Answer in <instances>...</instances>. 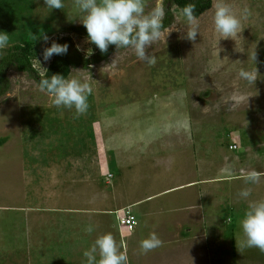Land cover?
<instances>
[{"label":"rangeland","instance_id":"374dc122","mask_svg":"<svg viewBox=\"0 0 264 264\" xmlns=\"http://www.w3.org/2000/svg\"><path fill=\"white\" fill-rule=\"evenodd\" d=\"M226 2L237 13L245 6L252 12L247 21H242L244 29L238 37L218 40L213 25L215 0L198 17L199 34L195 41L186 38V21L172 7V23L167 28L172 31L165 32V39L162 36L147 50L156 57L154 66L138 60L132 49L114 46L105 61L88 69H71L70 73L78 78L89 73L93 79L89 109L79 118H74V111L50 106L51 98L37 89L33 77L14 69L7 72L9 90L0 98V264H78L86 258L83 253L87 247L82 249L81 258L73 255L78 245L71 234L80 230L79 239L88 243L89 223L81 226L84 223L79 215L43 210L47 201L40 195L53 192L50 194L57 196L63 174L71 172L68 180L73 182L95 173L94 167L100 162L97 157L104 164L112 158L117 163L127 160L128 146L136 134L140 135L143 148L149 147L154 136L161 138V143L167 134H193L198 142L205 139L218 144L226 156L231 154L227 150L229 140L237 143L238 151L232 155L233 164H241L240 169L239 165L236 167L239 178L222 184L225 202L213 218V229L208 228L210 241L202 245L198 263L264 264V253L258 249L239 252L236 246V240L243 239L239 221L247 207L238 193L251 188L250 199H264V177L255 185L246 184L241 178L253 169L264 172V0ZM64 3L65 8L50 11L44 0H23V18L14 22L5 18V23L0 24V32L10 37V46L19 44L18 38L28 39V28L34 31L33 35L38 34L34 43L37 57L32 62L38 76L51 61L43 60V51L53 42L68 37L72 48L86 58L99 50L80 29L83 24L72 10L71 0ZM155 3L156 0H147L145 11H150ZM28 5L32 9L28 10ZM37 27L52 32L46 34L47 41L41 38ZM71 27L78 28V32L67 30ZM241 47L244 51H237ZM253 48L257 53L258 79L252 85L240 79L238 73L254 67L250 59ZM60 150L68 152L64 154L78 153L74 160L67 157L71 164L68 172L51 161L53 155L60 156ZM135 152L136 149L130 154L134 156ZM109 172L119 175L116 164H111ZM71 186L67 185L66 193L71 192ZM133 188L136 195L142 193L139 183ZM56 203L60 210L73 207V201L65 195ZM5 206L8 209L2 208ZM133 213L139 227L132 233L118 228L113 219L117 238L122 232L125 247L129 238L141 239L138 234L145 227H140V217ZM156 216L160 223L167 218L173 220L175 214ZM168 228V233L173 231V227ZM127 256L128 264H132L131 256Z\"/></svg>","mask_w":264,"mask_h":264},{"label":"crops","instance_id":"0c3cea01","mask_svg":"<svg viewBox=\"0 0 264 264\" xmlns=\"http://www.w3.org/2000/svg\"><path fill=\"white\" fill-rule=\"evenodd\" d=\"M192 136L195 135L167 134L165 136L167 138H163L165 142L161 143H158L161 138L154 136L149 147L143 148L142 139L136 134L128 146L130 149L126 156L127 160L117 163L112 158L108 164H104L102 158L97 157L100 162L94 167L95 173L81 176V180L73 182L72 179L68 180L72 177L71 172H68L71 164L66 160L68 156L72 160L78 158L75 156L78 153L64 154L68 152L60 150L59 157L53 155L51 161L55 162V167L68 173L63 174L64 178L58 194L56 193L57 196L50 194L53 192L40 195L41 199L47 201L43 210L79 215L78 219L84 223L80 224L81 226L89 223L88 225L94 228L92 234H88V243L79 239L82 236L80 230L73 229L75 231L71 234L73 242L75 240V246L78 245L77 249L74 248L73 255L77 254L78 259L81 258L82 249L87 247L89 250L95 239L105 233H112L117 241L118 239L122 241V232L117 238L113 219L117 221L119 212L128 210L134 217L133 212L138 214L141 220L140 227L145 225L138 234L141 239L129 238V243L122 249L131 256L132 264H170V262L191 264V260L192 264H199L198 261L202 258V245L210 241L208 228L213 229L215 223L213 218L218 216L225 202L222 184L226 180L234 181L239 178L236 167L239 165L240 169L241 164H233L232 154L235 152L226 156L224 151L218 148V144L215 145L205 139L198 142V139L195 140ZM46 141L47 138L43 142ZM231 143L237 144L229 140L228 146ZM135 149L133 156L130 151L133 150L134 153ZM112 163L116 164L119 175L115 176L109 172ZM138 183L143 189L142 193L136 195L133 187ZM67 185H72L70 193H66L69 190ZM63 188L64 193H62ZM132 193L134 195H131ZM62 195L73 201L72 208L60 210L57 207L56 202L62 198ZM2 208L8 209L6 206ZM18 210L23 209L18 208ZM26 210L28 211V207ZM170 213L175 214L173 220L167 218L158 223L156 215ZM157 226L164 228L158 229ZM168 227L170 230L173 227V231L168 233ZM152 232L162 236L159 238L163 241V246L147 254H141L140 242ZM168 234L169 238H166ZM82 261L87 262L84 258L78 264Z\"/></svg>","mask_w":264,"mask_h":264},{"label":"clouds","instance_id":"9594fccd","mask_svg":"<svg viewBox=\"0 0 264 264\" xmlns=\"http://www.w3.org/2000/svg\"><path fill=\"white\" fill-rule=\"evenodd\" d=\"M44 3L50 11L66 7L64 0H44ZM146 7L147 0H71V8L79 15L78 20L86 29L88 41L94 44L102 54L107 52L110 45H114L117 49L130 48L138 60L151 67L156 64L157 60L155 55L147 50L159 42L162 36L165 39V32L168 34L172 30L166 29L163 25L166 14L164 0H156L155 6L148 12L145 11ZM214 9L213 25L215 33L218 34V40L238 37L244 29L242 21H247L252 15L247 6L237 13L226 0H215ZM195 11L194 3H188L180 9V14L186 21V38L189 41H195L199 34V20L194 15ZM30 35L33 40L37 39L31 33ZM41 38L44 41L48 40L47 35L42 34ZM9 41V35L0 32V55H3V50L10 46ZM67 51V44L53 42L50 47L44 49L43 60L47 62L54 55H65ZM237 51L243 52L244 49L241 47ZM250 59L254 66L252 70L241 69L238 76L253 85L258 79V70L255 67L258 60L254 48ZM78 71L80 70L72 72ZM41 75L43 78L37 83V89L51 98L50 106L74 111V118L87 113L88 98L93 94L91 84L93 79L89 73L82 78L71 73L67 77L60 74H53L50 78L46 77V73ZM60 115L63 116V111ZM262 177H264V172L253 169L247 171L241 178L246 184L255 185ZM251 196V188H244L238 193L239 199L247 202V207L243 218L239 221L243 239L236 240V246L239 252L247 248H256L264 253V199L252 200ZM125 211L122 210L121 213L124 214ZM118 218L119 215L117 222ZM118 228H120L119 223ZM93 231L94 228L91 225L86 228L89 234ZM162 246L163 241L155 232H152L140 242V252L147 254ZM124 248L123 242L118 243L112 233H105L99 235L83 255L86 257L87 264H128L126 251L122 250Z\"/></svg>","mask_w":264,"mask_h":264},{"label":"trees","instance_id":"16d2710c","mask_svg":"<svg viewBox=\"0 0 264 264\" xmlns=\"http://www.w3.org/2000/svg\"><path fill=\"white\" fill-rule=\"evenodd\" d=\"M9 1L0 0V24L5 23V18L10 19V22H14L23 18V15H21V13H24V9L23 6L20 5L21 3H23V0ZM188 3H194L196 5V11L194 15L197 18L211 8V0H164L166 14L163 20V25L166 29L172 23L170 8L174 7L177 11L180 12V9ZM30 9L32 8L28 5V10ZM36 29H38L41 35L52 33L49 31L44 32V29L41 27H37ZM77 29L78 28L71 27L67 30L77 33ZM80 29H83L86 32L84 26ZM21 33L22 28L20 31V35ZM30 33L33 35L34 31H31L28 28V39L18 38L16 41H18L19 44L13 43V45L9 46V48L4 52V55L0 56V98L4 96L9 90V83L6 78V74L10 69H14L18 73H25L33 77L36 83H38L39 80L43 78L42 75L38 76V73L33 68L32 62L37 57V51L34 48L35 40L32 39ZM37 35L34 36L37 37ZM58 44H67L68 51L65 55H54L51 58V61L43 71V73H46V77L48 78H50L53 74H60L67 77L70 74L71 69H88L89 66L97 65L105 61L109 57L114 47V45H111V47H109L107 52L104 54H102L100 50H98L95 55L86 58L77 50L72 48V46L69 44L68 37L64 40H61Z\"/></svg>","mask_w":264,"mask_h":264},{"label":"built area","instance_id":"2783aa9c","mask_svg":"<svg viewBox=\"0 0 264 264\" xmlns=\"http://www.w3.org/2000/svg\"><path fill=\"white\" fill-rule=\"evenodd\" d=\"M237 144H232L228 147V152L232 153L237 151ZM119 227L126 229L128 232H133L136 227V220L128 211H125L122 217L118 218Z\"/></svg>","mask_w":264,"mask_h":264}]
</instances>
